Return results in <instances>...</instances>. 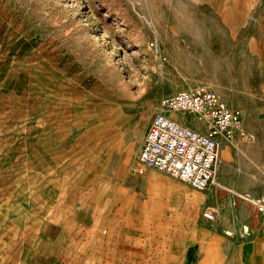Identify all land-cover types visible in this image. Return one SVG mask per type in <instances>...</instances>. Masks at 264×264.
Returning <instances> with one entry per match:
<instances>
[{
  "label": "rangeland",
  "instance_id": "1",
  "mask_svg": "<svg viewBox=\"0 0 264 264\" xmlns=\"http://www.w3.org/2000/svg\"><path fill=\"white\" fill-rule=\"evenodd\" d=\"M263 28L264 0H0V264H169L215 230L197 190L131 166L164 96L214 89L187 38ZM244 226L230 237L264 254Z\"/></svg>",
  "mask_w": 264,
  "mask_h": 264
},
{
  "label": "crops",
  "instance_id": "2",
  "mask_svg": "<svg viewBox=\"0 0 264 264\" xmlns=\"http://www.w3.org/2000/svg\"><path fill=\"white\" fill-rule=\"evenodd\" d=\"M212 42L213 44L206 49L199 46ZM243 44L248 45V50L243 49ZM231 45L234 47L232 53L229 49ZM189 46L192 51L211 52L206 58V65L204 64L209 68L208 71L204 70V77L208 78L214 90L230 107L242 111L244 126L255 139L240 137L233 140L224 137L218 139L216 184L204 190L185 184L200 193L205 204L203 211L208 207L215 208L218 210L219 218V207L222 206L220 220L217 218L211 223L203 216L208 224L217 222V228L212 230L201 220L200 225L192 226L195 228L191 230L192 235L185 242L186 250L170 252L166 257L169 264H175V260L179 258L185 260L183 264H242L243 257L247 260L246 264H264L262 260L264 254L258 244L253 243L251 253L245 256L242 244L230 237L238 233L245 224H249L257 232L256 242H259L258 236L264 235V217L258 215L250 204L243 202L240 205H233L231 202L234 193L249 191L255 195H264V28L251 33L250 37L248 33L242 37L241 33L235 32L233 38L226 39L221 47L213 41V37L187 38L185 48ZM198 81L193 80L191 83ZM169 114L187 120L180 113ZM192 124L197 125L198 122L193 121ZM145 135L144 128L142 144ZM152 170L149 169L145 176H142L149 178L148 174ZM248 207L252 209V214L248 213ZM221 231L232 234L227 236L220 233Z\"/></svg>",
  "mask_w": 264,
  "mask_h": 264
},
{
  "label": "built area",
  "instance_id": "3",
  "mask_svg": "<svg viewBox=\"0 0 264 264\" xmlns=\"http://www.w3.org/2000/svg\"><path fill=\"white\" fill-rule=\"evenodd\" d=\"M160 108L161 111L150 122L144 142L131 166V172L135 175L142 176L149 169H156L195 189L204 190L216 184L218 139H255L244 126L242 111L230 107L207 84L164 96ZM170 112L192 116L198 124L181 120L170 115ZM236 194L264 217V195L249 191ZM203 216L214 223L218 210L208 207L203 211ZM227 234L232 233L227 231Z\"/></svg>",
  "mask_w": 264,
  "mask_h": 264
},
{
  "label": "bare ground",
  "instance_id": "4",
  "mask_svg": "<svg viewBox=\"0 0 264 264\" xmlns=\"http://www.w3.org/2000/svg\"><path fill=\"white\" fill-rule=\"evenodd\" d=\"M217 165H218V163H217Z\"/></svg>",
  "mask_w": 264,
  "mask_h": 264
}]
</instances>
